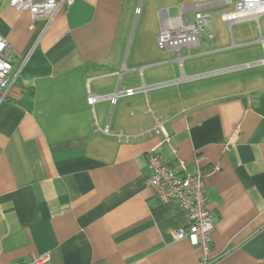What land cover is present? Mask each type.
<instances>
[{"label": "crops", "instance_id": "obj_1", "mask_svg": "<svg viewBox=\"0 0 264 264\" xmlns=\"http://www.w3.org/2000/svg\"><path fill=\"white\" fill-rule=\"evenodd\" d=\"M181 1L207 0H73L49 25L0 2L20 69L0 103V264H199L174 238L185 213L148 185L150 153L204 172L213 264H264V15L212 8L213 37L180 65L156 36Z\"/></svg>", "mask_w": 264, "mask_h": 264}, {"label": "built area", "instance_id": "obj_2", "mask_svg": "<svg viewBox=\"0 0 264 264\" xmlns=\"http://www.w3.org/2000/svg\"><path fill=\"white\" fill-rule=\"evenodd\" d=\"M3 0H0L2 2ZM73 0H8L9 4L18 12H28L32 19L42 18L49 25L56 14L68 7ZM222 7L220 18L227 24L245 20L257 21L264 15V0H207L185 4L182 1L176 6L177 16L170 18L167 11H163L161 28L156 36V43L161 50H174L182 65L179 49L182 46L196 48L202 38H212V32L205 30L212 20L210 10ZM188 12L193 13V20L188 18ZM14 50L8 40L0 35V103L12 97V89L20 69L12 72V56ZM191 55V54H189ZM135 91L128 89L125 95H132ZM120 92L111 96H99L88 92L87 103L93 105L101 99L116 101ZM166 141L169 136L159 127ZM108 133V127L103 128ZM150 175L148 185L155 191L163 202L176 204L186 215L187 223L174 231L175 239L187 238L193 245L202 249L199 264H213L210 258L212 246V232L215 227V215L208 207L206 195L205 174L201 170L181 175L172 170L164 159L157 153L148 156ZM41 258V257H40ZM42 259V258H41ZM41 259L33 258L18 264H40Z\"/></svg>", "mask_w": 264, "mask_h": 264}, {"label": "rangeland", "instance_id": "obj_3", "mask_svg": "<svg viewBox=\"0 0 264 264\" xmlns=\"http://www.w3.org/2000/svg\"><path fill=\"white\" fill-rule=\"evenodd\" d=\"M217 19H214L213 22H215ZM197 48V47H196Z\"/></svg>", "mask_w": 264, "mask_h": 264}, {"label": "bare ground", "instance_id": "obj_4", "mask_svg": "<svg viewBox=\"0 0 264 264\" xmlns=\"http://www.w3.org/2000/svg\"><path fill=\"white\" fill-rule=\"evenodd\" d=\"M9 3V2H8ZM23 13V12H22Z\"/></svg>", "mask_w": 264, "mask_h": 264}]
</instances>
